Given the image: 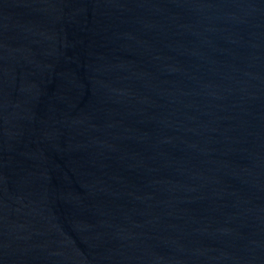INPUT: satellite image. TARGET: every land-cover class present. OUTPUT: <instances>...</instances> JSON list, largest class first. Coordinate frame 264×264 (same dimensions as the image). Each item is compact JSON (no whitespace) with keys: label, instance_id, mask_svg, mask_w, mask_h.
I'll use <instances>...</instances> for the list:
<instances>
[{"label":"water","instance_id":"1","mask_svg":"<svg viewBox=\"0 0 264 264\" xmlns=\"http://www.w3.org/2000/svg\"><path fill=\"white\" fill-rule=\"evenodd\" d=\"M0 264H264V0H0Z\"/></svg>","mask_w":264,"mask_h":264}]
</instances>
